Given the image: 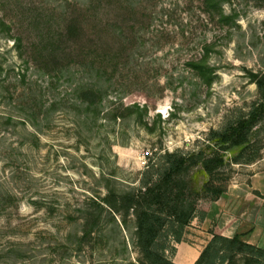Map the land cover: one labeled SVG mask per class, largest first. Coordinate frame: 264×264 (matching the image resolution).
<instances>
[{"label":"rangeland","instance_id":"obj_1","mask_svg":"<svg viewBox=\"0 0 264 264\" xmlns=\"http://www.w3.org/2000/svg\"><path fill=\"white\" fill-rule=\"evenodd\" d=\"M219 2L0 0V264H141L134 217L126 231L104 212L92 238L85 218L108 187L139 188L152 160L197 150L258 100L264 0ZM202 58L210 85L190 66ZM226 173L260 181L264 147ZM255 204L238 233L264 249Z\"/></svg>","mask_w":264,"mask_h":264},{"label":"trees","instance_id":"obj_2","mask_svg":"<svg viewBox=\"0 0 264 264\" xmlns=\"http://www.w3.org/2000/svg\"><path fill=\"white\" fill-rule=\"evenodd\" d=\"M216 8L219 0H205ZM224 21L231 18L222 17ZM209 52V51H208ZM190 66L210 85L212 70L206 59ZM259 98L249 110L241 111L219 130H211L191 152H165L154 159L144 171L139 188L118 190L107 188V194L93 200L97 209L85 218L84 238L104 231L102 215L106 212L115 222L122 217V226L130 229L134 217L135 245L141 254V264H176L167 255L177 251L173 243L183 242L186 229L198 218L204 220L209 204L218 201L230 185L226 170L239 164H251L259 159L264 147V73H252ZM90 88L84 94L89 106H97L99 93ZM133 109V108H129ZM204 177L203 184L194 183L193 174ZM118 226V224H117ZM248 234L239 232L233 238L224 237L216 228L213 239L195 264H264V249L245 241Z\"/></svg>","mask_w":264,"mask_h":264},{"label":"crops","instance_id":"obj_3","mask_svg":"<svg viewBox=\"0 0 264 264\" xmlns=\"http://www.w3.org/2000/svg\"><path fill=\"white\" fill-rule=\"evenodd\" d=\"M255 191L261 192L264 197V177L258 182L253 180L251 185L246 181L231 183L228 191L218 201L209 204L205 219L196 218L186 229L183 242L178 245L174 255V263L195 264L212 240L210 230L215 225L224 237L233 238L238 233L240 225L253 215L255 203L263 211L260 221L264 225V199L256 197ZM193 257L195 259H192Z\"/></svg>","mask_w":264,"mask_h":264},{"label":"bare ground","instance_id":"obj_4","mask_svg":"<svg viewBox=\"0 0 264 264\" xmlns=\"http://www.w3.org/2000/svg\"><path fill=\"white\" fill-rule=\"evenodd\" d=\"M192 259H195V257H193Z\"/></svg>","mask_w":264,"mask_h":264}]
</instances>
